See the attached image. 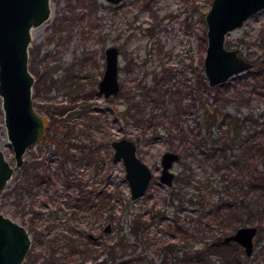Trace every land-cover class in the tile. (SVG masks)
I'll use <instances>...</instances> for the list:
<instances>
[{
  "label": "rangeland",
  "instance_id": "374dc122",
  "mask_svg": "<svg viewBox=\"0 0 264 264\" xmlns=\"http://www.w3.org/2000/svg\"><path fill=\"white\" fill-rule=\"evenodd\" d=\"M49 3L50 14L31 33L28 44V67L34 77L33 103L48 115V128L26 147L23 162L43 159L51 176L48 183L41 182L33 190L19 192L10 189L15 182L22 183V164L15 167L0 189V210L28 228L31 242L24 260L30 264H64L63 253L68 254L71 249L78 253L86 245L101 251L98 258L110 256L109 244L122 234L118 232L119 226L123 224L127 229L130 211L140 212L147 221L146 236L151 243L145 245L128 233V243L123 247L117 244L113 254L116 260L131 258V264H148L151 259L157 262L155 245L174 238L170 223L176 213L166 203L165 195L176 186L177 180L167 185L158 178L160 154L171 147L165 128L155 125L143 131L130 117L126 94L133 92L136 97L145 96L150 101L152 96L146 91L161 74L163 65L173 73L171 79L193 78L199 70L205 76L199 56L202 54L203 58L207 42L204 13L210 0H49ZM263 28L264 6L225 35L226 46L237 47L240 54L252 60L250 68H255L264 58ZM108 44H115L119 50L121 90L105 96L96 89ZM246 71L226 80L233 81ZM249 81L252 83L245 85L247 89L255 84L252 78ZM88 88L92 89L90 93ZM204 92L196 93L194 106L184 118L189 125L199 123L202 129L199 138L205 142H199L194 151L204 148L205 143L210 144L212 136L226 126V122L220 125L226 112L231 119L227 126H232L227 136L235 139L230 149L238 154L239 140L261 126L258 121L264 118L263 97L251 95L244 103L236 97L218 104ZM209 126L211 132L207 131ZM119 136L133 138L136 152L152 169L145 192L137 197L130 195L121 158L113 155L111 139ZM0 146L13 163L1 97ZM199 156L180 153L172 169L175 174L191 170L199 182L211 180L216 185L221 177L219 170L212 172L210 162L204 163ZM256 168L264 173V160ZM84 190L90 192V198H83ZM101 200L105 204L100 205ZM156 206L164 207V212L152 217V208ZM34 210L38 213L34 214ZM242 217L240 224L258 221L254 208L244 211ZM108 221L110 229L105 230ZM32 222L38 235L30 230ZM89 232L97 238L89 236ZM48 236L58 240L52 247L46 244ZM239 247L245 264H264V228L256 231L250 254L240 244ZM52 251L59 259L42 263ZM138 256H141L139 260ZM91 260L88 256L77 264H90Z\"/></svg>",
  "mask_w": 264,
  "mask_h": 264
},
{
  "label": "trees",
  "instance_id": "16d2710c",
  "mask_svg": "<svg viewBox=\"0 0 264 264\" xmlns=\"http://www.w3.org/2000/svg\"><path fill=\"white\" fill-rule=\"evenodd\" d=\"M92 23L91 20L90 26ZM199 61H202V54ZM246 70L233 81L225 80L213 86L207 83L201 70L193 78L171 79L173 73L163 65L161 74L153 79V84L146 91L152 96L150 101L145 96L136 97L133 92L126 94V109L130 117L141 125L143 131H148L155 125L162 126L171 148L183 154H199L204 163L210 162L212 172L219 170L221 176L214 185L211 180L203 179L199 182L191 170L175 174L173 180H177V184L165 195L166 203L170 204L176 213L170 223L174 238L164 239L163 243L156 244L159 260L154 262L151 259L148 264H245L239 244L233 240L225 241L224 233L240 224L244 219L242 213L251 208L258 213L257 230L264 228V173L256 168V164L264 160V118L258 121L261 126L252 130L250 136L239 140L238 154H234L230 149L235 141L234 136H227L232 127L227 126L231 122L229 113L224 112L220 120V125L226 122V126L220 128L218 135L212 136L210 144L205 143L206 146L196 152L194 149L198 143L205 142L199 138L201 126L199 123L189 125V122L184 120L194 106L196 93L199 92L205 91V95L211 96L218 104L236 97L244 103L251 95L264 99V58L255 68ZM250 78L255 84L247 89L245 85L252 83ZM210 90L214 92L210 93ZM213 123L208 122L210 125ZM207 131H212L210 126ZM21 171L22 183L17 181L10 189L19 192L23 189L33 190L41 182L48 183L51 176L43 159L25 160L22 162ZM82 196L88 199L90 192L84 190ZM185 203H189V207ZM103 204L105 203L101 200L100 205ZM164 209L162 206L152 208L151 216L163 214ZM33 213L37 214L38 210ZM126 225L127 229L123 224L119 226L118 232L121 231L122 234L109 244L110 256L98 258L101 251H95L86 245L78 253L71 252L73 249L68 254L63 253L61 260L64 264H77L91 256L90 264H131V258L115 259V246H125L128 243V233H133L145 245H149L151 241L146 236L147 221L140 212L130 211ZM30 230L38 235V229L33 222ZM55 242L58 240L53 236L46 239L48 246H54ZM140 257L136 259L139 260ZM55 259L59 258L52 251L50 257L44 258L42 263H50Z\"/></svg>",
  "mask_w": 264,
  "mask_h": 264
},
{
  "label": "water",
  "instance_id": "95a60500",
  "mask_svg": "<svg viewBox=\"0 0 264 264\" xmlns=\"http://www.w3.org/2000/svg\"><path fill=\"white\" fill-rule=\"evenodd\" d=\"M119 1V0H111ZM264 6V0H210L204 13L206 47L202 58L208 84L215 85L231 75L252 66V61L238 52L237 47L225 45L226 32ZM49 0H0V97L8 139L13 148L11 163L0 146V189L23 162L26 147L44 134L47 117L38 110L32 98L33 74L28 67V44L31 27L50 14ZM264 35V33H263ZM105 65L98 80L97 92L105 96L120 87L118 77V48L105 46ZM113 155L121 158L131 197L142 195L151 178L152 169L136 152L135 140L127 136L111 139ZM177 149L167 148L160 154L158 178L169 185L175 171L173 163L179 158ZM110 229V222L104 224ZM256 223L238 224L223 235L225 241L240 244L246 254L254 247ZM93 238L96 234L89 232ZM31 242L28 228L0 210V264H30L24 260Z\"/></svg>",
  "mask_w": 264,
  "mask_h": 264
},
{
  "label": "flooded vegetation",
  "instance_id": "af4514ba",
  "mask_svg": "<svg viewBox=\"0 0 264 264\" xmlns=\"http://www.w3.org/2000/svg\"><path fill=\"white\" fill-rule=\"evenodd\" d=\"M113 2H116V1H113ZM262 7H263V6H262ZM260 8H261V7H260ZM258 9H259V8H258ZM258 9H257V10H258ZM257 10H256V11H257ZM251 14H252V13H251ZM247 17H248V16H247ZM245 19H246V18H245ZM263 33H264V28H263ZM263 37H264V35H263ZM117 48H118V47H117ZM118 53H119V50H118ZM104 56H105V55H104ZM89 57H90V55H89ZM249 60H250V59H249ZM251 61H252V60H251ZM258 62H259V61H258ZM252 64H253V62H252ZM249 68H250V67H249ZM98 80H99V79H98ZM97 83H98V81H97ZM207 83H208V82H207ZM88 89H89V90H88V93H90V92L92 91V89H91V88H88ZM119 89H120V87H119ZM119 89H118V91H119ZM96 90H97V89H96ZM115 93H116V92H115ZM111 94H114V93H111ZM43 113H44V112H43ZM44 114H46V113H44ZM46 117H47V123H48V115H47V114H46ZM47 128H48V127H47ZM47 128H46V129H47ZM46 129H45V131H46ZM45 131H44V133H45ZM43 135H44V134H43ZM41 137H42V136H41ZM39 138H40V137H39ZM39 138H38V139H39ZM36 140H37V139H36ZM36 140H35V141H36ZM35 141H34V142H35ZM34 142H33V143H34ZM179 157H180V156H179ZM257 227H258V226H257ZM89 236H91V235H89ZM91 237H92V236H91ZM92 238H93V237H92ZM96 238H97V237H96Z\"/></svg>",
  "mask_w": 264,
  "mask_h": 264
},
{
  "label": "bare ground",
  "instance_id": "6f19581e",
  "mask_svg": "<svg viewBox=\"0 0 264 264\" xmlns=\"http://www.w3.org/2000/svg\"><path fill=\"white\" fill-rule=\"evenodd\" d=\"M40 23H42V22H40ZM40 23H38V24H36V25H33L32 27H31V33L33 34L40 26H42V24H40Z\"/></svg>",
  "mask_w": 264,
  "mask_h": 264
}]
</instances>
